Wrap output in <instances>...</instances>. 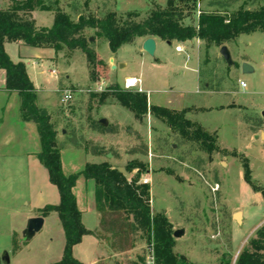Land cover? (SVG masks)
Here are the masks:
<instances>
[{
  "label": "rangeland",
  "instance_id": "obj_1",
  "mask_svg": "<svg viewBox=\"0 0 264 264\" xmlns=\"http://www.w3.org/2000/svg\"><path fill=\"white\" fill-rule=\"evenodd\" d=\"M43 1L52 9L59 7L72 12L71 15L81 10L86 17L104 18L108 12H116L120 22L124 23L129 19L145 20L155 7L167 8L169 0ZM192 1L175 0L184 12L183 24L187 26H197L201 13L230 17L239 11L255 12L264 8V0ZM9 3L10 0H0V8H6ZM130 14L134 17H129ZM37 16L38 26L52 28V14L38 12ZM86 37L90 38V46L99 58L106 60L110 56L108 45L104 39L95 37L94 31H87ZM224 46L231 49V66L219 55ZM222 47L201 40L188 44L190 52L198 51L200 90H206L209 83L210 90L230 92L231 97L227 99L217 94L216 98L208 100L195 98V102L206 106L232 101L244 106L231 111H202L191 117L208 134L218 138L219 151L212 154L198 143L183 139L151 114V106L163 105L158 104L156 96L150 100L146 94L148 112L141 120L112 96L102 101L103 94L116 86L127 91L125 85L119 83H123L127 75L146 68L133 45L119 52L117 65L102 60V66H95L94 80L92 68L81 51H64L55 58L54 53L46 50L42 55L47 62L39 63L36 72L30 69L31 77L40 87L37 105L47 112L57 130L56 143L64 169L68 172L75 169L74 165H83L85 159L88 160L83 155L93 154H100L117 169L133 166L129 179L138 176L139 185L149 186L152 216L162 215L167 219L174 253L186 257L191 264H219L223 256H228L231 264H235L264 228V196L259 191L264 190V33L241 35ZM168 53H172L171 48ZM12 55L17 60L18 49H14ZM241 57L256 61L258 66L253 73L244 74L241 70L239 75L234 71L236 61ZM53 58L54 64L51 63ZM122 58L129 62L127 69L119 68L118 62ZM115 66L117 68L113 69ZM52 71H56L58 81ZM146 72L150 80V74ZM66 76L70 78L66 79ZM242 80L247 84L246 88L241 86ZM66 91L72 93L73 100L62 104ZM129 91L145 94L140 83ZM16 98L0 92V118H16L17 106L20 107V99ZM185 118L188 119L187 111ZM101 119L108 120L109 133L99 125ZM213 130L215 132H211ZM110 154L112 157L109 158ZM244 160L248 162L254 187L245 180ZM21 188H15L13 192L22 195L24 190ZM16 204L10 198L0 202V254L10 247L9 252L15 256L32 244L22 241L21 231L11 235V230L18 228L20 223L10 212ZM239 212L241 224L234 219ZM131 223L132 218L128 221L126 215L105 218L104 227L96 234L102 245V254L96 264H150L153 254L146 235L131 228ZM177 231H183V236L174 238ZM61 252L62 246L56 245L49 260H41L39 264L53 262ZM29 253L32 252L25 250L21 255L23 263L27 262Z\"/></svg>",
  "mask_w": 264,
  "mask_h": 264
},
{
  "label": "trees",
  "instance_id": "obj_2",
  "mask_svg": "<svg viewBox=\"0 0 264 264\" xmlns=\"http://www.w3.org/2000/svg\"><path fill=\"white\" fill-rule=\"evenodd\" d=\"M190 1L192 0H188ZM192 2L195 3L194 0ZM38 9L54 11L52 28H37L32 13ZM183 14L175 0H169L165 9L155 7L141 22L129 19L124 23L120 22L116 12H108L104 18L86 17L83 14L78 21H74L65 10L59 7L52 9L43 0H19L14 2L10 9L0 10V70L6 73L5 91L18 95L22 117L37 125L42 146L38 158L47 169L50 181L57 187L60 195L57 207H47L42 212L43 215L57 212L65 233L63 256L55 264H83L74 257L73 249L82 243L85 236L97 234L85 228L82 212L77 206L74 188L81 176L86 180H93L96 184L95 200L97 211L101 215V229L104 227L106 217L126 215L128 221L132 218L130 227L146 235L155 264L191 263L186 257L174 253L170 225L164 216H152L150 188L147 185H139L138 176L126 179L108 162L99 165L88 164L77 174L69 176L64 174L61 153L56 143L57 133L49 117L41 116L42 109H39L36 103L37 90L27 74L26 65L14 63L5 51V44L23 43L34 48H50L56 53L81 51L92 68L94 80L95 66H102L103 62L90 46V38L86 37L87 31H94L95 37L106 40L113 54L124 45L149 37L178 43L199 39L222 47L241 35L264 33V8L255 12L239 11L230 17L201 13L197 26L184 25ZM129 17L134 16L130 14ZM110 92L103 94L102 101L112 96L138 120L147 114L146 94L126 91L120 86H116ZM150 111L156 119L166 123L183 139L198 143L210 154L219 151L218 138L208 134L197 123L186 119V111L178 112L160 106H151ZM244 167L245 180L254 187L247 160H244ZM126 170L132 174L133 166H127ZM259 191L264 196V190ZM231 263V258L223 256L219 264ZM235 264H264V228L250 242V247L243 250Z\"/></svg>",
  "mask_w": 264,
  "mask_h": 264
},
{
  "label": "crops",
  "instance_id": "obj_3",
  "mask_svg": "<svg viewBox=\"0 0 264 264\" xmlns=\"http://www.w3.org/2000/svg\"><path fill=\"white\" fill-rule=\"evenodd\" d=\"M16 1L19 0H10L9 5L6 8H0V10L10 9ZM38 12H48L52 14L55 19L54 11H43L40 9L34 11L32 13V17L39 29H42V27L37 24ZM65 12H67L74 21H78L79 17L83 15L81 10L74 15H71L72 12L70 11L65 10ZM155 40L157 42V48L154 57L149 56L143 51V42L145 40L141 41L140 39H137L132 44L124 45L115 54L111 52L110 56L106 60L110 61V63L114 62V64L117 65L116 57L119 52L129 45H133L137 49V54L143 60L144 65L142 66L144 68L146 67L144 69L145 71L140 69L139 72L127 75L124 77L123 83L119 84L125 85V81L129 78L139 80L145 94L150 96V100L153 96H156L159 100L158 104H163L159 105L160 107L174 111H187L188 120L191 122H193L191 117L202 111H231L244 107L243 105L232 101L219 103L218 105L206 106L198 105V103L195 102L197 99L208 100L216 98L218 95H223L224 97L226 96L227 99H231L230 92L219 93L212 91L210 90L209 83L206 84V90H200L201 71L198 51L194 53L192 50V53L188 49V44L194 40L200 41L199 39H194L187 43L172 41L171 46L168 45L166 41ZM104 41L109 47V43L106 40ZM178 45L183 46L184 52H176V47ZM169 48H171V54L168 53ZM14 49H18L19 55L17 60L12 57ZM228 49L231 52L229 47ZM46 50L54 53L55 58L58 53H64V51L56 53L55 50L50 48H34L23 43L5 44V51L11 57L12 61L14 63H24L26 65L27 74L36 88L37 94L40 87L39 84H36L31 77L30 69L36 72V66H38L39 63L44 64L47 62L48 59H45L42 55ZM97 55L99 54L97 53ZM231 56L233 58V55ZM55 58L51 59V63L54 62L53 60ZM99 59L106 61L102 57ZM234 61L236 60L234 59ZM236 63L237 66H235L234 71L239 73V75L242 73L241 70L244 63L252 66L254 70L258 66L256 61L253 59L246 60L242 57L241 59H238ZM118 65L120 69H127L129 67V62L122 58L118 62ZM115 67L117 68V66ZM146 70L150 74V80L146 75ZM52 75L57 81L59 80V76L56 74V71H52ZM69 78L70 76H66V79ZM5 83L6 73L5 71L0 70V92L6 93L11 97H17L16 99H18L19 97L17 94H10L5 91ZM242 83H245L244 80L241 81V84ZM195 98L196 100H194ZM38 108L42 109L39 106ZM216 108H219V110ZM52 125L54 126V124ZM55 131L57 132L56 129ZM211 132L215 131L213 130ZM56 139H58V136ZM41 150L42 146L37 125L32 121L24 120L19 105L17 106L16 118H0V202L5 201L7 198H10L14 204L17 202L18 205L16 204V208H13L10 212L20 221L18 228H13L11 230V235L18 233V231H21L23 234V231L26 229L27 222L30 219L36 217L44 218L43 229L41 232L36 234L31 241H29L32 243L31 246H29L30 248H23V250L19 251V253L15 256L9 252L10 247L7 248L8 250H4L9 252L11 264H39L41 260H49L51 254H53L55 246L59 244L62 246L61 255H59L56 259H53V262L49 261L47 264H55L59 262L63 256L65 233L59 220L58 213L51 212L48 215H43L42 213L47 207H57L60 203V195L57 187L51 183L47 169L38 158V154ZM83 156L88 158L89 161L85 159L82 163L83 165H74L75 169L69 170L68 172L64 169V165L62 164L63 172L66 176L82 172L88 164L99 165L106 162L100 154ZM15 188H21L24 190L23 194L20 195L18 193H14L13 191ZM95 191V182L93 180H86L83 176L78 179L76 187L74 188L77 206L82 212V222L85 228L94 234L100 230L101 226V215L96 208ZM23 242L29 243L25 241ZM38 242L39 244L37 250H34L33 247ZM101 246L102 245L96 235L85 236L82 243L74 247L73 255L83 264H96L99 256L102 254ZM25 250L32 253H29L27 262L23 263L21 255ZM35 252L36 254H33Z\"/></svg>",
  "mask_w": 264,
  "mask_h": 264
},
{
  "label": "water",
  "instance_id": "obj_4",
  "mask_svg": "<svg viewBox=\"0 0 264 264\" xmlns=\"http://www.w3.org/2000/svg\"><path fill=\"white\" fill-rule=\"evenodd\" d=\"M94 41V39H91V42ZM168 45H172L171 42H167ZM157 48V42L155 40V38H147L144 42H143V51L148 54L151 57L155 56V51ZM220 55L222 56V58L226 61V63L228 65H233V60H232V56H231V52L229 51L227 46H224L221 48L220 50ZM113 69H116V67H113ZM242 71L244 74H251L254 72V69L252 68V66H250L247 63H244L242 66ZM47 112L46 111H42L41 112V116L45 117L47 116ZM99 125H101L102 127L106 128L107 132L109 133L110 130L108 129V125L109 122L107 119H101L99 121ZM129 133H132V131L130 130ZM262 138L264 139V134H262ZM108 157H112L111 154L108 155ZM118 171L123 174L126 179H129L131 177V174L127 172V170L125 168H118ZM234 219L236 220L237 223L241 224L242 223V214L236 213L234 215ZM44 226V218L43 217H36V218H32L27 222V226L26 229L23 231V241L25 242H29L31 241L36 234H38L39 232H41V230L43 229ZM184 234L183 231H177L174 233V238H180L182 237ZM0 264H11V258H10V254L7 251H4L2 254H0Z\"/></svg>",
  "mask_w": 264,
  "mask_h": 264
},
{
  "label": "built area",
  "instance_id": "obj_5",
  "mask_svg": "<svg viewBox=\"0 0 264 264\" xmlns=\"http://www.w3.org/2000/svg\"><path fill=\"white\" fill-rule=\"evenodd\" d=\"M176 52L178 53H182L184 52V49H183V46L182 45H178L176 47ZM139 83V80H136L134 79V82H130L129 80H126L125 81V88L127 90H130V89H133L134 87H136ZM241 86L243 88H246L247 85L245 83H242ZM73 100V96H72V93L70 91H66L64 94H63V97H62V100H61V103L62 104H68L69 102H71ZM145 184H148V182H145ZM150 264H155V260H154V257L152 255V258L150 259Z\"/></svg>",
  "mask_w": 264,
  "mask_h": 264
},
{
  "label": "bare ground",
  "instance_id": "obj_6",
  "mask_svg": "<svg viewBox=\"0 0 264 264\" xmlns=\"http://www.w3.org/2000/svg\"><path fill=\"white\" fill-rule=\"evenodd\" d=\"M130 82H134V78H129L128 79Z\"/></svg>",
  "mask_w": 264,
  "mask_h": 264
}]
</instances>
